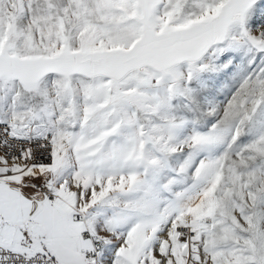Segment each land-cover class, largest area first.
I'll return each mask as SVG.
<instances>
[{
  "label": "snow or ice",
  "instance_id": "6c2138e0",
  "mask_svg": "<svg viewBox=\"0 0 264 264\" xmlns=\"http://www.w3.org/2000/svg\"><path fill=\"white\" fill-rule=\"evenodd\" d=\"M0 264H264V0H0Z\"/></svg>",
  "mask_w": 264,
  "mask_h": 264
}]
</instances>
